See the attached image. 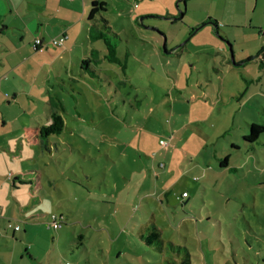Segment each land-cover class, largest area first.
<instances>
[{"label":"rangeland","instance_id":"rangeland-1","mask_svg":"<svg viewBox=\"0 0 264 264\" xmlns=\"http://www.w3.org/2000/svg\"><path fill=\"white\" fill-rule=\"evenodd\" d=\"M98 2L107 5L101 17L111 28L107 39L117 62L108 61L102 39L90 44L98 51L90 60L112 85L85 70V80H77L82 96L60 92L69 129L50 138L48 151H35L36 166L25 171L40 169L41 184L52 191L44 213L68 204L72 212L57 232L38 227L33 252L39 259L52 252L58 264H166L175 260L171 242L186 248L193 264H204L198 238L205 264H264V134L252 147L242 142L249 124L263 123L262 1L257 7L256 0ZM254 33L256 43L247 41ZM244 49L251 53L241 61L247 64L221 75L222 57L231 60ZM80 67L73 62L71 69L76 74ZM44 114L39 124H47ZM26 115L21 118L33 126ZM14 129L23 136L24 128ZM6 133L15 140L12 130ZM226 157L229 170L219 166ZM4 166L0 160V171ZM10 173L6 168L0 182ZM254 198L259 218L249 210ZM0 200L8 201L3 192ZM152 222L162 251L137 237Z\"/></svg>","mask_w":264,"mask_h":264},{"label":"crops","instance_id":"crops-1","mask_svg":"<svg viewBox=\"0 0 264 264\" xmlns=\"http://www.w3.org/2000/svg\"><path fill=\"white\" fill-rule=\"evenodd\" d=\"M91 1L0 0V160L6 164V167L4 166V169L0 171V177L1 174H5L6 168L12 171L3 182H0V193L3 192L4 198L8 200L6 202L0 200V264H58L60 262L58 257L56 260L52 258V252L46 251L41 259L36 252H33V245L35 246L38 238V227L40 225L48 227L49 215L44 213L42 208L45 202L53 204V194L41 184L40 169H38L39 171H25V167L36 166V152L39 154L40 151L37 128L45 126L39 124L40 121L43 122L44 113L45 122L48 124L50 112L54 107L62 116L65 128L69 129L66 126V119L62 115L65 106L60 92H67L73 99V95L81 94L82 96L83 94L77 87V80H85L86 77L83 74L85 68L80 67L75 74L71 66L73 62L78 64L80 61L81 63L82 60L93 58L98 53L95 51L94 45H90L93 41L98 40L92 35L95 33V28L89 19ZM261 1V12L264 15V0ZM246 4L247 2H245V11L247 10ZM257 5L258 0H256L255 7ZM240 26L243 27V30L246 28L243 25ZM258 33L262 39L264 29H260ZM60 36L67 37L62 46L44 48L42 52L34 49L36 39L47 42ZM257 39L255 35L253 39L247 41L254 40L256 43ZM262 45L264 46V42ZM250 57V51L245 49L239 52V57L236 55L233 57L236 65H232L231 60L222 57L226 70L222 71L221 75L225 72L237 73L240 66L247 64L243 62L250 60ZM68 62L71 64L66 66ZM99 72L103 74V71ZM60 73L69 76L70 80L64 82ZM105 75L108 76L106 73ZM94 77L101 82L99 76ZM110 79L112 80L109 77ZM52 81L55 83L52 84ZM56 87L60 88L59 91ZM7 93L11 96L10 102L9 96H6ZM107 95L106 91L105 96ZM24 114H27V118L34 127H27V122L21 118ZM18 122L20 125H17ZM16 127L25 129L23 136L17 137L18 133L13 131ZM8 129L12 130L13 133L10 137L15 140H8L9 137L6 133ZM159 145L164 148L169 147L168 144L161 145L159 143ZM25 154L27 156L24 158ZM9 159L13 162L12 166L9 164ZM223 161L225 164L222 168L229 170L228 158L226 157ZM221 163L223 162L220 161ZM261 172L263 169L258 171V173ZM63 177L70 180L68 176ZM118 192L119 190L116 188L114 191V202L116 203L121 202ZM255 203L256 198L252 199L249 210L253 216L259 218L255 212ZM60 206V211L52 212V214L57 213L65 220L66 214L72 212L70 204L65 208L62 207L64 205ZM246 208L249 207L244 206V209ZM151 217H153L152 214ZM201 221L202 219H199V222ZM65 224L64 222L62 225ZM152 224L155 225L153 222ZM246 224L250 228L248 223ZM16 226L19 227V230H15ZM155 227L160 233V229L156 225ZM147 228H150V225L140 228L137 237L140 243L150 250L153 248L145 244V234L142 232ZM250 230L247 229L251 232L252 230ZM196 239L198 254H200L197 255V259L205 264L202 242L198 243L199 239ZM6 257L8 259L4 262L3 259ZM165 262L166 264H182V255L175 256V260L167 258ZM190 262L193 264L191 255Z\"/></svg>","mask_w":264,"mask_h":264},{"label":"trees","instance_id":"trees-1","mask_svg":"<svg viewBox=\"0 0 264 264\" xmlns=\"http://www.w3.org/2000/svg\"><path fill=\"white\" fill-rule=\"evenodd\" d=\"M106 7L107 5L105 3L92 0L90 13H89V19H90V22H92V26L95 28V33H93L92 35L94 36V38L102 39L104 41V44L106 45L108 49V56H109L108 61L114 63V62H117L114 56V46L113 44L108 42V39H107V34L110 35L111 28L109 26V23L101 17V13L106 11ZM213 24L215 25V30L217 32V24L214 21H213ZM113 36H116V34L113 33ZM257 56L264 57V46L262 47L261 51L259 52ZM80 66L81 68H85V70H87L89 74H91L92 76H99L101 79L103 80L105 79V82L108 85H112L110 84L112 80L111 79L109 80L108 76L97 71L95 69V66L93 67V65L91 64L90 59H85L81 61ZM65 129L66 128H65V124H64V120L62 116L53 107L49 115V123L45 126H40L39 128H37V136L39 139L38 149L40 151L42 150L48 151V145L51 144L50 138L61 135ZM247 129H248V132L244 137H242V142L246 146L252 147L253 144L258 141L259 137L262 134H264V112H263V123L262 124H249L247 126ZM224 164L225 163L223 161V163L220 164V167L221 168L224 167L223 166ZM53 215L57 216L56 214H52L51 216H49L47 224ZM142 232H144L145 234L144 242L147 246L155 249L156 251H162L164 249V242L161 238L160 233L155 227V225L151 224L150 228L144 229V231L142 230ZM168 245H169L170 252L177 257L182 255V252H183L182 264H191L190 255L187 252L186 248L180 249V247L174 246L171 242H168Z\"/></svg>","mask_w":264,"mask_h":264},{"label":"built area","instance_id":"built-area-1","mask_svg":"<svg viewBox=\"0 0 264 264\" xmlns=\"http://www.w3.org/2000/svg\"><path fill=\"white\" fill-rule=\"evenodd\" d=\"M66 39H67L66 36H60L57 39H52L47 42H43L41 39H36L34 41V49L38 52H42L44 48H51V47L56 48V47L62 46ZM159 143L161 145H167L166 142L163 140H161ZM182 196L186 197V193H184ZM62 224H63L62 216L53 215L48 222V226L54 230H60L62 227ZM18 229L19 227L16 226L15 230H18Z\"/></svg>","mask_w":264,"mask_h":264},{"label":"water","instance_id":"water-1","mask_svg":"<svg viewBox=\"0 0 264 264\" xmlns=\"http://www.w3.org/2000/svg\"><path fill=\"white\" fill-rule=\"evenodd\" d=\"M182 17H183V14H182V12H181V14L179 15V17L177 18V19H173V21H175V20H181L182 19ZM207 24H209V23H207ZM213 24V23H212ZM206 24H203L202 26H200V28H202V27H204ZM200 28H198V29H200ZM198 29H196V31L198 30ZM165 39H164V43H165ZM231 63H232V65H236L235 64V62H234V59H233V56L231 57Z\"/></svg>","mask_w":264,"mask_h":264}]
</instances>
